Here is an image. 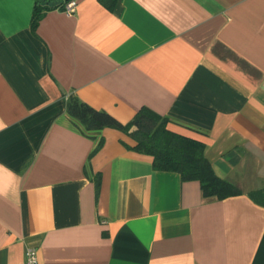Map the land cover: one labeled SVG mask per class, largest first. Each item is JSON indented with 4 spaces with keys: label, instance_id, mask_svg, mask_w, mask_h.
Wrapping results in <instances>:
<instances>
[{
    "label": "crops",
    "instance_id": "obj_1",
    "mask_svg": "<svg viewBox=\"0 0 264 264\" xmlns=\"http://www.w3.org/2000/svg\"><path fill=\"white\" fill-rule=\"evenodd\" d=\"M74 1L32 30L35 0H0V264H264V0ZM70 96L168 118L240 195L205 199L123 133H85Z\"/></svg>",
    "mask_w": 264,
    "mask_h": 264
},
{
    "label": "trees",
    "instance_id": "obj_2",
    "mask_svg": "<svg viewBox=\"0 0 264 264\" xmlns=\"http://www.w3.org/2000/svg\"><path fill=\"white\" fill-rule=\"evenodd\" d=\"M69 1L71 0H35L32 30L36 29L48 11L62 10ZM66 113L85 133L113 129L130 137L135 145L129 149L152 157L155 171L178 174L182 182H198L205 199L224 200L240 195V190L214 174L204 155L205 145L200 138L172 131L168 118L148 108L140 109L129 123L122 124L108 113L95 110L75 96H70L66 101ZM102 144L101 139L94 153ZM249 197L254 203L264 207V190L254 191Z\"/></svg>",
    "mask_w": 264,
    "mask_h": 264
},
{
    "label": "built area",
    "instance_id": "obj_3",
    "mask_svg": "<svg viewBox=\"0 0 264 264\" xmlns=\"http://www.w3.org/2000/svg\"><path fill=\"white\" fill-rule=\"evenodd\" d=\"M76 7V2L71 0L64 4L62 11L66 15H72ZM22 264H38L37 251L34 248H28L24 254V261Z\"/></svg>",
    "mask_w": 264,
    "mask_h": 264
}]
</instances>
